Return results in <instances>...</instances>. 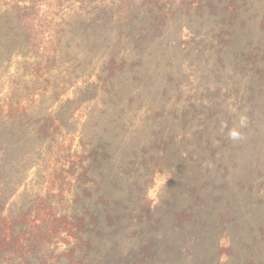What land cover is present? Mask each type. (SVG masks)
I'll return each mask as SVG.
<instances>
[{"label":"trees","instance_id":"16d2710c","mask_svg":"<svg viewBox=\"0 0 264 264\" xmlns=\"http://www.w3.org/2000/svg\"><path fill=\"white\" fill-rule=\"evenodd\" d=\"M12 1L13 4L19 3L18 0ZM79 1L75 14L63 10L64 0H30L25 7L13 9L16 22L0 20V59L17 54L21 46L25 54L30 55L29 60L24 55L18 60V78H14L0 101V264H176L178 254L190 247L191 237L199 236L203 228L210 230L211 224L225 229L224 224L230 219H227L226 212L221 216L216 206L204 212L206 208L202 210L200 201L196 204L187 194L179 199L173 198L168 204L151 206L145 189L137 185L141 182V172H150L152 167L144 160L149 164L161 162L169 166L171 161L166 146L176 137L178 130H172L169 136H165L145 125L142 131H151L154 135L150 148L157 149L159 154L150 159L139 158L131 150L123 148L119 144V136L116 137V132L122 131L119 126H124V117L117 121L115 129H104L102 125L92 136H81L76 142L68 140L54 125L55 112L43 114L34 108L35 98L45 96L53 84L59 87L69 81L88 53L94 52L97 56L105 48L103 36L101 38L104 28L100 12H91L90 0ZM174 2L153 0L147 13L133 18V23L131 16L136 11L131 10L130 2L125 12L123 6L113 12V18L125 36L134 31L136 47H149L155 44L154 23L162 24L167 14L172 16L177 11ZM216 5L204 2L195 3V6L190 4L187 8L202 15ZM228 19L214 22L218 31L212 33L210 44L204 47L217 46L221 52L231 54L233 63L238 56L231 48L230 34L238 13L232 12ZM45 27L49 29L45 35L47 45L43 42ZM78 50L84 53L81 58L77 55ZM158 51L160 60L164 59V54H170V50ZM263 51L264 46L242 65L247 73L251 74L263 64ZM63 58L72 60L76 67L55 75L53 69H58L56 67ZM172 60L171 55L167 61L169 66ZM104 63L108 68L96 80L97 87L93 82L89 86L84 83L79 89L74 88L71 103L78 104L81 101L79 97L86 91L101 90L103 110L99 112L100 118H120L123 114L119 113L120 110L111 116L116 106L124 104L122 94H118L116 89L117 77L127 67L134 70L136 66L131 62L115 66L113 59ZM220 64L222 67L223 61ZM51 72L53 77L43 78ZM259 79L254 78L259 85L246 87L249 95L255 94L256 90L264 93V80L258 82ZM230 88L233 90L232 81ZM208 98L209 95L198 97L200 105L193 110L195 118L190 117L187 111H181L182 115L176 114L181 121L193 118L194 123L199 122L200 132L195 144L200 143L201 146L208 144L211 133L208 121L221 126L222 120L227 119L224 115H217ZM69 110L63 107L61 114L65 112L66 116ZM38 148L40 152L32 158ZM39 153H42L40 157ZM116 155L120 160L124 157V160L119 161ZM38 158L42 168L36 170L34 177L41 179V187L36 186L37 181L32 185L33 179L29 183L22 182L25 187L11 201L17 191L15 187L21 179L24 181L27 170L34 167L33 162ZM176 225L182 229L185 239L180 244L171 237ZM211 237L212 233L208 238ZM199 245L197 243L193 249Z\"/></svg>","mask_w":264,"mask_h":264},{"label":"rangeland","instance_id":"374dc122","mask_svg":"<svg viewBox=\"0 0 264 264\" xmlns=\"http://www.w3.org/2000/svg\"><path fill=\"white\" fill-rule=\"evenodd\" d=\"M18 2L13 4L12 0H0V20L16 22L14 10L25 7L30 0ZM151 2L153 0H90L91 12H100V22L104 28L101 38L103 36L105 48L97 56H94V52L88 53L83 61L80 60V68L74 71L69 81L59 87L53 84L45 96L35 98L34 108L43 114L55 112L54 125L62 130L68 140L74 139L76 142L81 136H92L99 126L115 129L117 121L124 117V126L118 124L122 131L118 130L116 137L119 136V144L123 148L131 150L139 158L150 159L159 154L157 149L150 148L154 135L151 131H142L145 125L149 130H156L165 136L177 129L176 137L166 146L171 161L169 166L161 162L149 164L148 160H144L152 167L150 172H141V182H137V185L145 189L146 199L151 206L168 204L173 198L179 199L187 194L196 204L200 201L202 210L206 208L204 212L216 206L221 216L226 212L227 219H230L224 224L225 229L211 224L210 230L203 228L199 236L191 237L188 242L190 247L178 254L176 264L180 261L182 264H264V93L256 90L255 94L249 95L245 91L248 85H259L254 78H260L258 82L264 80V51L261 58L263 64L256 71L247 73L242 66L257 49L264 46V0H175L177 11L172 16L167 14L162 24L154 23L156 45L139 46V49L135 45L134 31L126 36L120 32L113 14L121 6L124 12L130 6L131 10L136 11L131 16L133 23V18L143 17L147 13ZM204 2L217 4L213 10L205 12L210 15L195 14L187 8L190 4L195 6V3ZM63 6V10L75 12L80 1L64 0ZM235 11L238 20L231 26L230 36L231 48L238 57L231 63V54L221 52L213 44L210 48L204 45L210 44L212 33L218 31L214 22L220 19L228 21L229 15ZM48 31L45 27L43 42L46 45L45 35H48ZM158 49L170 50L169 56L164 54V59L160 60ZM83 54L78 50L79 58ZM23 55L26 60L30 59L21 46L17 54L0 59V101L14 78H18L16 68ZM171 55L173 62L169 66L167 61ZM111 59L115 66L131 62L136 69L127 67L117 77L116 89L118 94H122L124 104L116 106L111 116L119 110L123 114L120 118L108 119L100 118L99 114L103 110L101 90L86 91L85 95L79 97L81 101L78 104L71 102L74 100V88L79 89L84 83L89 86L93 82L97 87L96 80L108 68L104 62ZM220 61H223L222 67ZM75 67L72 60L63 58L56 67L58 69L53 70L56 75ZM53 75L51 72L43 78ZM201 95H209V104L217 115L227 118L222 120L221 126L208 121L211 133L208 144L204 146L195 144L200 128L199 122L194 123L193 119V110L200 105L198 97ZM63 107L70 109L66 116L65 112L61 114ZM181 111H187L193 118L181 121L180 116H176ZM37 152H40V148L35 149V157L32 158H36ZM117 159L122 161L124 157L120 160L117 156ZM39 160H34V167L27 170L24 181L21 179V183L17 184L11 201L31 179L32 185L37 181L36 186L41 187V179L34 177L36 170L42 168ZM171 237L177 244L185 240L182 229L177 225L172 229ZM197 243L200 245L193 249Z\"/></svg>","mask_w":264,"mask_h":264}]
</instances>
